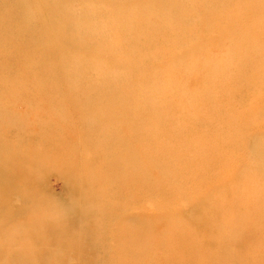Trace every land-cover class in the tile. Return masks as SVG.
Wrapping results in <instances>:
<instances>
[{"label": "rangeland", "instance_id": "rangeland-1", "mask_svg": "<svg viewBox=\"0 0 264 264\" xmlns=\"http://www.w3.org/2000/svg\"><path fill=\"white\" fill-rule=\"evenodd\" d=\"M61 2L86 55L0 78V264H264V0Z\"/></svg>", "mask_w": 264, "mask_h": 264}, {"label": "bare ground", "instance_id": "bare-ground-1", "mask_svg": "<svg viewBox=\"0 0 264 264\" xmlns=\"http://www.w3.org/2000/svg\"><path fill=\"white\" fill-rule=\"evenodd\" d=\"M30 1L41 6V9L37 13L28 11L26 9L27 7L25 8V5L29 4L27 2ZM1 4H4L0 6V8L3 9V12L0 11V13H4L1 16L10 23L23 14L27 13L30 15L29 12H31L37 20L39 19V21L33 24L30 23L31 26L21 24L24 27H19L20 29L18 31L11 28L7 30L6 26L1 27L3 32H8V36H6L5 46L3 45L0 47V78H4L5 80L7 78L13 79L11 78V74H14V76L22 75V78L26 81L32 75L33 70L38 68L34 69L32 66L28 65V60H38L39 58L40 61L43 62L46 58H60L62 56L61 51H66L67 48H69V50H79L81 54L80 57L86 55L89 37L85 31L86 26H83L79 20L90 17L87 13V7L83 8L81 16H73L71 13L66 16L67 18L61 20L60 16H62L66 9V6L62 4L61 0H17L14 3H11L10 0H3ZM36 19L33 18V20ZM87 29L89 28L87 27ZM27 31L30 32L29 35H26ZM12 37L13 39H11ZM73 39H75V46L70 43V40ZM50 43L59 48H54V50L48 49ZM39 68V71L43 72V75L49 77V67L47 65L41 63ZM6 72H8V75L5 77L4 74ZM68 79L69 78L64 79L63 84H66ZM56 80L58 79H54V81ZM45 100L48 102L49 98L47 97ZM70 100L74 99H71L65 94H61L60 97H53V102L68 103ZM72 103L78 104L76 101H72ZM68 104L72 105L71 103ZM205 113L206 112H203V114ZM124 119L125 117H116L113 115L106 116L102 119L101 125L111 124L112 127L118 128L122 125ZM8 122L10 121L0 116V131L10 130L11 127L14 126L13 123ZM94 124H96V122H92L91 125ZM90 148L91 146H88V148L86 146L84 147L86 151H89ZM119 153L122 154L121 152ZM78 155L81 157L79 152ZM84 161L88 162L89 165L93 164L92 160L89 158ZM128 228L130 227L127 225V230ZM121 235L122 234L118 235V237ZM118 261L121 262L120 259Z\"/></svg>", "mask_w": 264, "mask_h": 264}]
</instances>
